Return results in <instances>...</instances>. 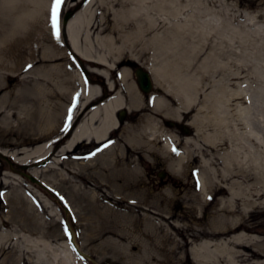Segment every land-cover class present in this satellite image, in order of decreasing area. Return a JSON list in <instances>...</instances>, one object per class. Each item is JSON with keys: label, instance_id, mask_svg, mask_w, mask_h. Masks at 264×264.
<instances>
[{"label": "rangeland", "instance_id": "1", "mask_svg": "<svg viewBox=\"0 0 264 264\" xmlns=\"http://www.w3.org/2000/svg\"><path fill=\"white\" fill-rule=\"evenodd\" d=\"M114 1L65 0L57 24L62 22L67 11L72 10L105 22V26L111 25L114 9L119 8V5L113 6ZM173 1L181 16L192 15L190 19H174V23H189L177 49L181 57L177 68L196 82L199 97V106L183 113L185 120H189L200 104L207 101L213 107L208 111L216 112V96L210 95H221L224 87L227 92L247 87V95L252 97L249 100L254 103V165L248 163L244 166L239 160L229 162L232 157L227 156L233 138L228 131L220 141L207 144L198 134L183 135L166 125L165 119H175L165 118L153 110V96L164 95L173 101L171 96L160 90L155 81L151 93H144L137 83L136 68L149 64L151 52L145 49L141 55L143 64L129 57L121 62L132 69L127 85L121 82L119 75H113L123 95H132L133 92L144 97L146 109L124 108L123 122L135 124L143 120L144 114H150L153 123L164 131L176 133L178 138L175 151L152 154L153 160H143L140 177L146 182L144 189L152 194L170 192L172 198L167 204L178 214L173 221L181 226L190 225L191 230L198 233L197 238L185 247L188 251L198 247L203 240H225L239 232L245 235L242 242L254 250L256 244H264V0ZM53 3L54 0H0V110L4 106L5 114H15V127L4 126L1 123L3 114L0 115V149L8 153L0 151V264H171L175 253L160 257L140 251L135 229L142 227L136 223L144 217L146 205L136 203L141 196L134 197L130 190L116 191L114 182L106 177L107 174L112 178L116 175L113 171H106L105 165L108 158L121 157L119 147L106 154L110 141L100 146L81 143L70 151L57 152L69 136L71 111H62L56 130L52 131V135L68 133L63 141L54 144L50 154L52 158L58 156L61 161L57 167L48 166L51 163L46 159L34 162L37 158L33 157L28 159L31 166L22 168L9 155L15 153L23 157L20 152L43 144L33 138L24 139L20 133L31 119L29 111L38 109L35 99L41 100V95L52 96L57 85L69 84L75 91L69 94L66 88L62 90L60 95H66L70 100L65 97L61 102L76 109L79 104L76 79L79 61L87 70L89 82L100 85L104 82V78L92 70L94 63L69 51L59 55L67 38L62 25L60 37L53 27ZM234 27L243 36L229 39L226 32ZM92 37L91 49L99 50L96 35ZM70 95L75 96L71 98ZM230 98L228 113L236 118V106L249 105V101L246 102L244 97ZM58 110L49 108L46 112L53 114ZM190 128L196 130L192 125ZM207 129L212 131L213 126L207 124L203 130ZM186 137L197 140L203 147L202 152L199 153L191 141L186 142ZM119 140L121 145L127 141L125 136H119ZM157 146L162 145L159 142ZM181 155L187 160V168L185 175L178 176L169 170L168 159ZM32 167L42 172L39 183L24 174ZM229 168L231 173L227 172ZM161 171L166 173L164 178L160 177ZM202 174L211 185L210 194L201 193V198L195 202L192 194L199 191ZM235 180L248 187L254 200L244 215H240L245 206L244 198L232 202L225 189V185ZM17 192L21 193L20 205L26 210V219L13 209ZM30 206L32 208L28 209ZM186 211L188 213L183 217ZM236 218H239L237 229L221 228L225 226L223 222L230 225ZM175 238L181 240L180 235ZM239 243L233 242L231 246L235 248ZM180 253L186 264L193 262L192 257L184 258L183 250L180 249ZM222 262L226 264L227 260L222 258ZM241 264H254V260Z\"/></svg>", "mask_w": 264, "mask_h": 264}, {"label": "bare ground", "instance_id": "2", "mask_svg": "<svg viewBox=\"0 0 264 264\" xmlns=\"http://www.w3.org/2000/svg\"><path fill=\"white\" fill-rule=\"evenodd\" d=\"M90 4L86 5L87 8ZM114 5H119V8L114 9L115 15L111 25L105 26V22L95 21L93 17L87 16L81 11L75 12L67 24H64L62 20L56 27L60 33L62 25L67 38L65 40L66 44L60 49L59 55L63 56L62 54L69 51L77 57L94 63L91 66L92 70L104 78L105 82L102 85L89 82L87 80V70L84 69L82 61H79L76 77L79 104L76 109H73L71 105H62L61 102L65 97H68L60 95L62 90L66 88L69 94H73V91H75L74 86L72 90L69 84H66V86L57 85L52 96L41 95V100L34 98V104L38 105V109L29 111L31 119L27 121L24 130L20 133L24 139L33 138L38 142L42 141L43 144L20 152L23 157L15 153L9 155L20 166L23 164L31 166L28 159L34 157L37 158L34 162L46 159L48 163H51L48 166L57 167L61 161L57 158L58 156L52 158L50 154L53 152L54 144L63 141L68 133L52 135V131L56 130L62 111H71L68 125V127L71 126L69 136L61 150L57 152L70 151L81 143H94L100 146L108 141H110V145L106 154L116 147L120 148L121 157H110L105 165L106 171H113L116 175L112 178L110 174H107L106 177L114 182L116 191L123 193L122 191L130 190V194L134 197L141 196V200H135L136 203L146 205L144 217L136 223L142 224V227L139 226L135 229L138 236L136 244L141 249L140 251L144 250L160 257L175 253L171 264H186L181 260L180 249L183 250L185 259L192 257L193 262L196 264H225L222 262V258L227 260L226 264H241L253 260L254 264H264V244H256L257 247H254L253 250L250 245L242 242L244 234L240 232L225 240H203L198 244V247L188 251L185 247L197 238L198 233L193 232L190 225L181 226L173 221L178 214L173 212L167 204L171 201V193L152 194L151 191L144 189L146 182L143 181L139 173L143 160H153L152 154L154 156L156 154L162 155L165 152H172L173 149L176 150L177 143L175 141L178 137L174 132L160 129L159 126L153 123L150 114H144L143 120L135 124H124L119 119L118 113L125 110L124 108L145 110L144 97L133 92L132 95H123V91L120 88L118 89V83L113 79V75H119L121 82L127 85L132 69L129 66L121 65V62L126 57L141 62L142 51L149 49L151 54L148 63L150 65L143 64V62L140 64H143L147 69L149 68L148 70L153 75L156 85L160 86L175 102L164 95H154L153 110L165 118L171 117L181 120L184 117L183 113L199 106V97L196 82L184 70L177 68V61L181 60L177 49L182 43V36L189 29L187 28L189 23L178 21L174 23V19L183 17L190 19L192 15L181 16L177 12L173 0H115ZM249 19L252 20L253 18L249 17ZM92 35H96L97 42L100 45L99 50L91 49V46H93ZM226 35L229 39L243 36L235 27L227 31ZM247 90L248 88L245 87L234 92H227L224 87L221 95H210L216 96V112L208 111L213 107L207 101L208 103L200 104L197 112L189 119V125L196 128L195 135L201 136L207 144H215L222 137H225L226 131L230 132L233 141L227 158L232 157L233 160L231 159L230 163L232 161L236 163L239 160L244 166L248 163L254 165V103L252 99L249 100L252 97L247 95ZM108 91L111 95H107L109 94ZM103 93L107 94L103 95ZM73 96L75 95H70L71 98ZM231 96L244 97L246 102L249 101V105L238 104L236 106V118L230 117L228 113V103L231 101ZM3 107L0 110V115L3 114L1 123L4 126L12 125L15 127L13 120L15 114L10 116L5 114ZM49 108L59 109L58 113L47 114L46 110H49ZM230 122H233L232 127ZM207 124L213 126L212 131L203 130V127ZM119 136H125L127 139L124 145L120 144ZM231 138L229 137V139ZM184 139L186 142L191 141L199 153L202 152L203 147L197 140L192 137ZM45 140L47 141L44 143ZM154 140L159 141L153 142ZM159 142L162 145L161 147L157 146ZM0 151L8 154L4 150L0 149ZM101 155H105V152H101ZM202 162L206 164L205 160H202ZM168 167L178 176H183L186 172L187 160L182 155L177 158H170L168 159ZM227 172L231 173L232 169L229 168ZM25 173L39 178L42 172L38 168L32 167ZM236 185L239 186L237 189ZM243 185V182L237 180L225 185L232 202L237 201V198H244L243 204L245 206L240 215L246 214V211L254 204L251 192L248 191L247 186L243 187ZM210 189V183L202 174L199 191L192 194V199L195 202L198 201L202 196L201 193L210 194ZM38 192L40 195H44L42 192ZM19 194L21 193L19 192L18 196L13 199L15 204L13 209L19 216L26 219L24 216L26 210L22 207L23 205H20L22 202ZM31 208L32 206L28 207V209ZM184 213L183 217L186 216L188 211ZM22 217L20 219H23ZM239 218L231 221L232 224L230 225L223 222L225 226L221 228L237 229ZM4 223L6 224V221ZM175 235H180L181 240L178 241ZM231 241L241 243L234 248L231 246V243H233ZM132 247L134 248V245ZM176 257L177 261H174ZM210 257H212L211 260L208 259ZM193 262L191 260L189 264Z\"/></svg>", "mask_w": 264, "mask_h": 264}, {"label": "water", "instance_id": "3", "mask_svg": "<svg viewBox=\"0 0 264 264\" xmlns=\"http://www.w3.org/2000/svg\"><path fill=\"white\" fill-rule=\"evenodd\" d=\"M75 12H73L72 10L71 11H67L64 16H63V23L64 24H67L69 19L72 17V15H74ZM135 73H136V76H137V83H138V86L139 88L144 92V93H150L153 91L154 89V77L153 75L150 73V71L146 68V67H143L142 65H139V67L136 68L135 70ZM162 90V88L160 89ZM125 115H126V111L125 110H121L119 113H118V116H119V119L123 121V119L125 118ZM165 123L168 124V125H173L175 124L176 122L175 121H172V120H165ZM184 127H185V130L191 134H195L196 133V130H193L190 128V125H189V121L185 122L184 123ZM1 153V152H0ZM26 164H23L21 165L22 168H26ZM25 176H27L31 181L33 182H36V183H39L40 180L39 178L33 176L32 174H27L25 173ZM166 176V173L164 171H161L160 173V177L161 178H164Z\"/></svg>", "mask_w": 264, "mask_h": 264}, {"label": "snow or ice", "instance_id": "4", "mask_svg": "<svg viewBox=\"0 0 264 264\" xmlns=\"http://www.w3.org/2000/svg\"><path fill=\"white\" fill-rule=\"evenodd\" d=\"M63 3H65V0H54L53 8H52V23L54 28L57 27L58 13ZM173 151H175V149H173Z\"/></svg>", "mask_w": 264, "mask_h": 264}, {"label": "flooded vegetation", "instance_id": "5", "mask_svg": "<svg viewBox=\"0 0 264 264\" xmlns=\"http://www.w3.org/2000/svg\"><path fill=\"white\" fill-rule=\"evenodd\" d=\"M105 82V81H104ZM103 84V83H102ZM105 84V83H104ZM109 93V91H108ZM107 94V93H105ZM103 93V95H105ZM110 94V93H109ZM185 116L181 118V120H177L176 119V123L173 124V125H168V126H171V127H174L175 129L179 130V132L183 133V135H189V133L185 130V127H184V123H185Z\"/></svg>", "mask_w": 264, "mask_h": 264}]
</instances>
